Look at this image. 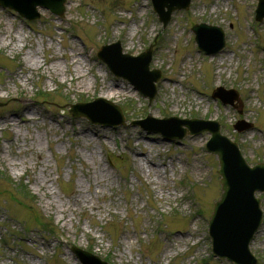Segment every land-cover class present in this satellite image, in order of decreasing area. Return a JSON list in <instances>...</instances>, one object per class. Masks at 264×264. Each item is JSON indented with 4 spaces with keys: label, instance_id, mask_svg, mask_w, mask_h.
<instances>
[{
    "label": "rangeland",
    "instance_id": "1",
    "mask_svg": "<svg viewBox=\"0 0 264 264\" xmlns=\"http://www.w3.org/2000/svg\"><path fill=\"white\" fill-rule=\"evenodd\" d=\"M257 4L192 0L166 27L151 0H67L64 17L39 7L37 21L0 6V264H82L73 245L111 264H235L212 253L208 236L222 193L208 131L167 141L139 126L95 125L68 108L103 97L128 123L147 114L217 120L247 162L264 161ZM199 22L223 27L221 52L198 51L191 27ZM117 40L132 55L153 44L150 68L162 77L151 102L96 56ZM218 86L238 91L236 107L213 98ZM37 90L49 95L36 98ZM238 120L252 126L239 132ZM2 173L24 179L34 202ZM249 245L264 264V220Z\"/></svg>",
    "mask_w": 264,
    "mask_h": 264
},
{
    "label": "water",
    "instance_id": "2",
    "mask_svg": "<svg viewBox=\"0 0 264 264\" xmlns=\"http://www.w3.org/2000/svg\"><path fill=\"white\" fill-rule=\"evenodd\" d=\"M66 0H0L3 6L17 9L23 16L30 20L40 17L39 5L47 7L52 12L64 15ZM191 0H154L155 10L160 19L166 25L173 10L188 8ZM167 8V10H166ZM258 19L264 17V0H260L258 7ZM193 30L197 33L196 39L201 49L207 53H215L223 49L225 35L222 29L210 26L205 23L196 25ZM120 42L105 45L98 55L114 71L117 76H123L131 80L150 99L156 94L155 82L159 80L158 71L149 70V62L152 58V51L148 49L140 56L134 57L122 53ZM149 79H144L146 75ZM220 93H215L218 96ZM232 102V100H230ZM103 105V111L101 109ZM90 106H94L89 108ZM109 112H106V110ZM72 113L75 116L86 115L93 122L118 125L125 123V117L119 106L102 98L96 99L88 104L72 105ZM151 122L159 123L160 126L152 129ZM185 123L188 129H175L174 124ZM133 125L139 124L145 129L161 132L168 140L173 138L181 139L187 133L194 134L205 129L210 130L213 137L207 147L210 151L219 155L222 175L221 184L223 194L216 202L214 213L210 220V236L213 239V251L221 257H228L239 264H254L255 258L251 255L249 245L256 230L262 222V210L260 199L255 197V191H264V163L258 164L255 168L248 167L243 159L239 148L226 136L220 133V126L217 122L204 121L199 119L183 120L177 117L148 119L133 121ZM242 130V128H240ZM74 253L84 264H109L81 248L73 247Z\"/></svg>",
    "mask_w": 264,
    "mask_h": 264
},
{
    "label": "trees",
    "instance_id": "3",
    "mask_svg": "<svg viewBox=\"0 0 264 264\" xmlns=\"http://www.w3.org/2000/svg\"><path fill=\"white\" fill-rule=\"evenodd\" d=\"M17 186L19 187L21 194H23L27 198H33V195L30 193L31 191L29 190L28 186L23 184L22 181L20 183H17Z\"/></svg>",
    "mask_w": 264,
    "mask_h": 264
},
{
    "label": "bare ground",
    "instance_id": "4",
    "mask_svg": "<svg viewBox=\"0 0 264 264\" xmlns=\"http://www.w3.org/2000/svg\"><path fill=\"white\" fill-rule=\"evenodd\" d=\"M221 62H222V60H221ZM102 87L104 88L105 86H102ZM108 90H113L114 93H117V91L114 90V89H108ZM114 93H113V94H114ZM97 131H99V130H97ZM100 133H101V134H99V138L101 139V137H102L104 134H103V132H100ZM136 139H139V138H136ZM139 155H140V156H144V157H146V159H148V161H149V158L147 157L148 155L146 154V152L141 151V152H139ZM165 168H166V166H165ZM201 170H202L201 168H197V172H198V173H200ZM156 171H157V172H156L157 174H160V170H156Z\"/></svg>",
    "mask_w": 264,
    "mask_h": 264
}]
</instances>
